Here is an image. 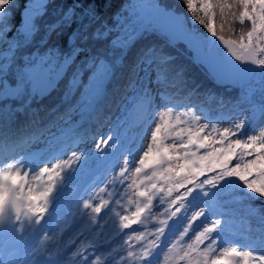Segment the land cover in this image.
Returning a JSON list of instances; mask_svg holds the SVG:
<instances>
[{
  "label": "snow or ice",
  "instance_id": "snow-or-ice-1",
  "mask_svg": "<svg viewBox=\"0 0 264 264\" xmlns=\"http://www.w3.org/2000/svg\"><path fill=\"white\" fill-rule=\"evenodd\" d=\"M15 2L16 0H0V17L4 18L0 20V25L7 22ZM183 3L212 37H217L213 23L216 9L222 19L231 18L241 24L247 19L250 27L238 39H225L224 35H219L218 39L235 61L253 66L237 68L233 65L236 71L253 73L255 68L264 80V0H183ZM79 4L80 0H75L53 27V35L56 32L68 33L64 38L65 45H70L64 59L66 64L73 63L84 53L87 42L93 35L89 30L87 14L77 23ZM29 12L26 8L25 14ZM198 13H203V18ZM92 16H95L94 12ZM35 24L34 16L27 19L25 16L21 22L20 38L27 39ZM7 60V56H0V95L22 97L27 93L29 83L23 78L19 83L13 80L12 84L16 87L9 92L8 85L4 83L7 79L6 72L10 71ZM139 63L156 64L157 81L167 83L172 72L170 56L149 49L133 68ZM103 65L106 73L113 71L111 64ZM93 67H97L95 60ZM171 111L169 109L161 113L159 120L153 121L155 128L151 130L147 150L141 147L136 153H132L113 134L97 142V152L106 159L110 156L123 158V166L96 193L83 199L82 205H77L76 214L81 222L87 216L95 225L101 219L102 212L114 213L119 218L118 226L112 221L113 231L117 234L133 225H146L149 217L158 224L154 231L147 234L153 239H147L145 232L137 229H133L132 234L124 233L127 239H124L123 245L118 249L113 248L111 242L100 239L99 233L97 238L84 239L85 231H94L90 227L82 229L75 238L67 241L62 238L66 228H61L52 235L45 229V224L56 215L61 195L72 183L76 173L87 166L92 158L91 152L81 151L78 154L76 147L79 141L47 158L26 155L17 159L14 155L9 162L8 157H0V230L11 232L19 240H26L33 235L39 238V234L44 233L43 238L32 247L26 264H102V261L104 264H159L165 248L169 252L176 251L173 257L164 255L165 264L169 260L176 264H264V240L258 245L246 244L247 251H241L239 247H224L222 245L226 242L221 235L224 231L223 220L216 218L220 198L229 189L238 190L249 199L264 198V132L249 135L244 140L247 121L236 123L222 131L211 126L212 130L208 132V125L195 129L181 127L187 121L179 116L175 123L166 119L171 116ZM259 111L264 116V103L260 105ZM192 119L195 120V117ZM217 135L219 138H214ZM184 136L187 137L186 141ZM168 140L173 142L166 143ZM176 140L180 142L177 143ZM101 144L103 147H100ZM213 145L220 147L212 148ZM207 148L212 150L200 154V149ZM68 151L71 155L65 158ZM141 151L142 155L139 154ZM135 155H139L138 161L134 159ZM133 163L137 165L135 168L130 167ZM128 173L133 179L127 187L133 189L135 196V199L129 197L128 203L134 204L135 210L130 215H122L112 207L111 197L114 193H108L109 199L101 194L106 192L109 184L114 185L117 180L121 184L127 181ZM115 203L119 205L120 201L116 200ZM165 204L167 206L163 211H158L159 206ZM89 209L90 212L85 211ZM154 210H157L156 215H153ZM128 211L125 208V212ZM108 220H111L110 216ZM180 227L183 228L182 231L179 230ZM172 237L175 238L169 245L167 242ZM186 237L191 240L190 243L186 242ZM133 240L139 247L129 243ZM145 240L147 242L143 243ZM118 252L121 254L117 259ZM124 252L127 253L126 256L122 254Z\"/></svg>",
  "mask_w": 264,
  "mask_h": 264
},
{
  "label": "trees",
  "instance_id": "trees-1",
  "mask_svg": "<svg viewBox=\"0 0 264 264\" xmlns=\"http://www.w3.org/2000/svg\"><path fill=\"white\" fill-rule=\"evenodd\" d=\"M27 1L16 0L10 9L7 22L0 25V48H8L12 41H15L14 47H10L13 53L7 64L10 71L6 72L7 81L10 84L13 80L19 82L22 78L24 79L22 67L33 58L37 51L53 50L57 47L59 52L67 54L70 47L64 43L68 33L56 32L53 35V27L60 20L62 13L75 3V0H45L41 11L35 17L36 24L32 33L27 39H21L19 35L22 31L20 29L21 12ZM156 2L175 11L184 12L187 23L194 32L210 34L199 21L193 18L183 0H156ZM130 3L131 0H80V4L77 5L79 9L77 23L84 19V14H87L90 23L89 21L85 23H89V30L93 33L84 53L79 55L73 63L66 64L63 73L48 90L36 93L28 85V91L22 97L0 96V149H2L0 157L19 152L29 146L32 141L44 136L46 130L57 127L60 121L73 114L69 113V110L76 104H74L75 97L83 93L87 81L92 79L90 74L93 71L94 60L97 64H111L113 71L110 74L106 73L101 93L91 109L89 107L84 115L78 117V121L61 131L59 134L62 139L61 147L68 148L76 141L83 143L82 139L88 133H92L102 122L107 121L116 103L134 80L133 65L137 64L145 51L149 49H155L158 53L170 56L172 72L169 74L167 83H159L156 64L146 63L147 72L149 69L153 72L152 82H150L151 93L146 98L142 97L147 81L142 82L136 97L132 99L134 107L144 104L143 109L149 111L150 101L153 100V90L158 92V96L163 101L170 103L177 101L180 104L191 105L204 112L206 119L213 121H220L237 113L244 106L253 104L244 92V84L238 82L236 85L228 83L217 85L206 70L193 60L191 52L183 43H170L166 38L159 36L150 24L135 31L130 40L115 38L119 31L116 23L129 14ZM92 12L95 13L94 17ZM198 14L203 18V13ZM3 19V17L0 18V20ZM213 23L217 34L233 39H238L250 27L247 19L244 24L231 18L222 19L218 9H216ZM75 74H78L79 79L72 84L69 80ZM261 102L264 103V100ZM262 121L264 116L259 113L257 120L249 128L252 129ZM217 209L220 210L218 218L225 223L222 239L227 244L247 251L246 244L258 245L264 240V198L249 199L238 190L229 189L221 196Z\"/></svg>",
  "mask_w": 264,
  "mask_h": 264
},
{
  "label": "rangeland",
  "instance_id": "rangeland-1",
  "mask_svg": "<svg viewBox=\"0 0 264 264\" xmlns=\"http://www.w3.org/2000/svg\"><path fill=\"white\" fill-rule=\"evenodd\" d=\"M45 0H28L26 5L22 8L21 12V22L29 17L38 15L42 9V4ZM157 4L156 0H131L129 14L125 18H120L116 25L119 27V31L115 38L121 37L127 40H130L133 37L135 31H138L143 26L150 24L149 16L150 11H152ZM26 8L30 11L25 14ZM2 18V17H0ZM189 24V23H188ZM134 28L136 30L132 31ZM20 29L21 24H20ZM130 33V34H129ZM206 37V49L211 40V34L205 35ZM15 42V41H14ZM14 42L12 41L10 47H14ZM181 43V42H177ZM10 47H1L0 56H7V64L9 63L12 56V49ZM10 49V50H9ZM224 55H226V50H223ZM66 54L59 52L57 47L53 50L46 51H37L33 58L22 67L24 74V79L29 83V88L36 93H42L48 90L51 86L54 85L58 77L63 73L66 63L64 62ZM100 65V67H99ZM93 71L91 72L92 79L87 81V86L82 94H79L74 99V106L71 107L69 113H73L68 118L63 121H60L57 127H53L50 130H46L44 136L32 141L31 144L19 152H15L11 155L5 156L9 158L11 162V157L16 156L17 159L20 156H32L47 158L50 155L61 152L66 149L65 146H60V133L64 130L65 127L71 126L74 122L78 121L80 116L84 115L87 109L93 106L95 101L98 99L103 82L106 77L105 67L102 64H97V67H92ZM146 63L138 64L134 72V80L125 91L122 97L116 103L113 111L110 113L109 118L106 122H102L98 128L92 133H88L82 140L83 143L79 142L76 147V150L79 152H91L92 158L89 159L87 166L82 167L79 172L76 173L72 183L65 189L64 193L61 195L58 203L55 217L48 223L45 224V229L49 235L58 233L61 228H66V231L63 233L62 238L67 241L76 237L79 233L82 226L90 227L94 231H85L84 239H93L97 238V233L100 234L99 238L111 242L113 248H119L124 243V239H127V236L124 233L132 234L133 229L139 231H144L147 239H153L152 236L147 235L148 233L154 231L158 224L156 221L152 220L151 217L147 219L146 225H133L130 229H124L123 232L117 234L113 231L112 221H115V224L118 226L119 218L115 216L114 213H105L100 214L101 219L95 225L92 224L91 220L86 216L81 222V218L76 214L77 205H82L83 199L87 196L96 193L100 187H103L108 180H110L115 173L120 171V167L123 166V158H105V156L96 151L97 142L102 139H107L109 134H113L115 137L119 138V142L124 146L128 151L136 153L141 147L143 150H147L148 143L151 140V130L155 128L154 120H159L161 113L169 111L171 109V116L166 117L171 123H175L176 117L179 116L181 119L187 121L186 124L180 125L181 127H192L193 129L208 125V132H211V126H215L218 131H222L225 128H231L234 124L240 123L242 121H247L245 128V135L243 136L244 140H247L249 135H260L261 132H264V121L260 124H256L252 129L251 124L255 122L260 113L259 108L264 100V80L259 76L258 69H255L253 74L250 77L248 84H244V92L250 101L253 104L244 106L237 113L231 114L230 116L221 119L220 121H213L212 119H206V114L198 109H195L193 106L183 103H170L163 101L158 95V92L152 94V101H150L149 111L144 110L142 106L136 105L132 102L133 97L136 95L139 86L142 82L147 81L146 88L142 91V97L146 98L151 93L152 74L151 69L148 70ZM75 77V79H73ZM79 79L78 74L73 75L70 78L72 84L76 83ZM20 82V81H19ZM17 81V83H19ZM5 84L9 87V92L16 87L14 84H10L7 79L4 81ZM83 84V83H82ZM0 96H11V95H0ZM136 97V96H135ZM89 109V110H90ZM88 110V111H89ZM195 117V120L192 118ZM49 134H46L48 133ZM207 133H202V135ZM218 139V135L214 136ZM185 141L186 136L183 138ZM173 140H168L166 143H172ZM175 142L178 143V140ZM74 145V144H73ZM72 145V146H73ZM68 146V148L72 147ZM100 147H103L101 144ZM220 147L219 145H213L212 148ZM212 148L200 149V154H203L204 151H210ZM142 155V151L139 153ZM71 155V152L68 151L65 154ZM127 155V152L125 153ZM251 159L252 157H248ZM135 160H139V155H135ZM43 166V165H41ZM137 165L135 163L131 164V168H135ZM38 171V169H37ZM150 174V172H149ZM128 179L123 184L117 180V182L112 185L109 184L105 193L101 194L105 199H109V192L114 193L111 197L113 203L112 207L116 208L120 214L130 215L131 211L135 210V205H129V197L135 199L133 194V189L127 187L131 183L133 177L130 173L127 174ZM162 182V181H161ZM182 191V190H181ZM161 195H163L161 193ZM116 200L120 201V204L115 203ZM98 202V200L96 201ZM198 203V202H197ZM167 205H160L158 211H163ZM125 208L129 209L128 212H125ZM196 209H193V211ZM90 212L89 210H85ZM156 211H153V215H156ZM216 218L220 213L219 209H216ZM191 213H189L190 215ZM111 217V220H108V217ZM163 218V217H161ZM107 221V222H106ZM171 223V222H170ZM187 223L186 221L184 222ZM71 225L67 227V225ZM150 225V227H149ZM148 226L142 229L143 227ZM225 223L223 222V229ZM183 230L182 227L179 229ZM223 233V232H222ZM221 233V235H222ZM178 232L176 235L178 236ZM44 233L39 234V238L35 235L30 236L26 240L17 239L11 232L0 230V264H26L30 259L29 253L31 252L32 247L39 242V239H42ZM123 237V238H122ZM175 237H172L168 240V244L171 245L172 240ZM187 243H190L187 237L185 238ZM135 240L130 241L129 243L139 245ZM147 240L143 241L146 243ZM207 243V242H206ZM224 247H235L230 244L224 243ZM127 248V245H124ZM203 248V245L201 246ZM110 250V249H109ZM240 250V249H239ZM243 251V250H241ZM121 253H117V259ZM126 256V252L122 253ZM167 254L169 257L176 255V251L173 250L169 252L165 248V252L161 253L159 264H165L164 255ZM102 264L104 262L102 261ZM168 264H176L175 261L169 260ZM179 264H185V262H179Z\"/></svg>",
  "mask_w": 264,
  "mask_h": 264
},
{
  "label": "water",
  "instance_id": "water-1",
  "mask_svg": "<svg viewBox=\"0 0 264 264\" xmlns=\"http://www.w3.org/2000/svg\"><path fill=\"white\" fill-rule=\"evenodd\" d=\"M149 21L159 36L166 38L170 43L181 42L191 52L193 60L201 65L217 85L248 84L253 73L238 72L237 68L253 67L235 61L234 57L219 42V35L211 37L206 49V37L201 31L194 32L187 23L184 12L175 11L157 3L150 11ZM225 37V36H224ZM225 39H233L225 37ZM223 50H226L224 55ZM255 70V68H254ZM85 229L81 227L80 231ZM79 231V232H80Z\"/></svg>",
  "mask_w": 264,
  "mask_h": 264
},
{
  "label": "built area",
  "instance_id": "built-area-1",
  "mask_svg": "<svg viewBox=\"0 0 264 264\" xmlns=\"http://www.w3.org/2000/svg\"><path fill=\"white\" fill-rule=\"evenodd\" d=\"M180 141L178 140V143H179ZM146 227H148V226H145V227H143L142 229L144 230V228H146ZM149 227H150V225H149ZM134 243H136V242H134Z\"/></svg>",
  "mask_w": 264,
  "mask_h": 264
}]
</instances>
